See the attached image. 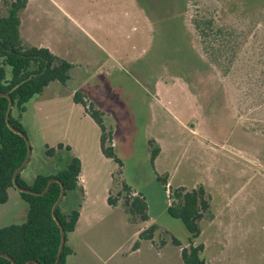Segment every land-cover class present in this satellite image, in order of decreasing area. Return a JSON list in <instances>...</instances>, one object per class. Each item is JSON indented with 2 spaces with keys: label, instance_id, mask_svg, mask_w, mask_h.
Returning <instances> with one entry per match:
<instances>
[{
  "label": "rangeland",
  "instance_id": "374dc122",
  "mask_svg": "<svg viewBox=\"0 0 264 264\" xmlns=\"http://www.w3.org/2000/svg\"><path fill=\"white\" fill-rule=\"evenodd\" d=\"M14 1L0 0V18ZM18 17L22 46L72 65L65 84L40 93L38 111L28 106L24 130L29 179L61 171L74 151L83 157L86 195L67 192L59 206L81 213L70 264H183L172 239L184 248L189 234L166 212L179 187L204 190L193 243L206 264H264V0H27ZM76 91L104 114L122 167L101 155ZM123 183L144 197L148 221L129 220ZM11 192L0 226L25 221ZM151 225L153 239L134 250Z\"/></svg>",
  "mask_w": 264,
  "mask_h": 264
},
{
  "label": "trees",
  "instance_id": "16d2710c",
  "mask_svg": "<svg viewBox=\"0 0 264 264\" xmlns=\"http://www.w3.org/2000/svg\"><path fill=\"white\" fill-rule=\"evenodd\" d=\"M27 0H15L8 11V15L0 18V94H8L13 102L9 123L18 131L26 134L20 121V114L25 105L35 95L40 94L51 82L65 84L69 80V71L72 65L67 61L53 55L47 48L24 47L21 45L18 27L20 24L18 13L25 8ZM6 68L9 72L7 73ZM35 68L31 72V69ZM73 101L84 108L85 113L94 121L100 131L99 147L102 155L113 160L119 167L122 162L117 157L113 146L111 130L104 123V114L95 109L80 92H75ZM8 107V99L0 97V204L6 203L8 190L14 189L12 177L14 172L22 165L27 155L25 140L12 132L6 124L5 116ZM16 108L19 116L14 117L12 111ZM108 145H107V144ZM150 143V142H149ZM61 148V146H59ZM68 151V148H66ZM52 149H46V155L51 156ZM158 155V149L150 151V161L153 165ZM80 174V161L72 157L66 167L50 176L38 175L33 182L26 184L20 174L17 176V184L25 189L42 192L47 183L52 179H58L66 192L78 188ZM167 178L157 177L166 190ZM122 190L128 194L131 200L125 199V213L129 220L133 216H139L141 221H148L147 206L141 194H135L125 183ZM22 201L28 207L26 220L19 224H11L0 227V254L9 256L15 264H25L30 260L38 264H53L56 260L60 245V230L52 218L51 210L60 194V184L54 182L44 195H32L18 192ZM135 194V195H133ZM167 214L179 220L189 234L188 246L182 248L175 238L172 244L179 247L183 264H206L201 257L203 245H194L200 229L198 221L208 208L205 193L202 188L185 190L183 187L168 192ZM108 205L115 207L118 202L108 195ZM64 233L65 244L58 264H66L67 257L72 255V249L67 245V235L71 233L78 220V212L72 211L67 215L61 214L59 207L55 211ZM155 225H151L142 231L135 242L133 249H138L139 241H151ZM0 264H11L6 258L0 257ZM34 264V263H31Z\"/></svg>",
  "mask_w": 264,
  "mask_h": 264
},
{
  "label": "crops",
  "instance_id": "0c3cea01",
  "mask_svg": "<svg viewBox=\"0 0 264 264\" xmlns=\"http://www.w3.org/2000/svg\"><path fill=\"white\" fill-rule=\"evenodd\" d=\"M49 50V49H48ZM50 51V50H49ZM51 52V51H50ZM52 53V52H51ZM53 54V53H52ZM54 55V54H53ZM56 56V55H55ZM60 58V57H59ZM62 59V58H61ZM64 60V59H63ZM52 83V82H51ZM50 83V84H51ZM50 84L47 86V87H45L44 89H48L49 88V86H50ZM44 89H43V91H44ZM43 91L41 92V93H43ZM77 92V91H76ZM39 95L40 94H38V95H35L32 99H30V101H28L27 103H26V105H25V108H24V111L20 114V117H19V121H20V123H21V125H22V127H23V129L25 130L26 129V115H27V112H28V106L29 105H31V107L33 108V110L34 111H38L39 110V107H40V104H41V100L42 99H40V98H38L39 97ZM52 101H53V103H54V101H55V99H52ZM75 105H78V104H76V103H74ZM34 106V107H33ZM19 116V113L17 112V114L14 116V117H18ZM98 127V126H97ZM99 129V128H98ZM99 136H100V131H99ZM66 148H68V152L70 153L72 150H74V147L72 146V145H67V147ZM99 150H100V147H99ZM100 153H101V151H100ZM70 155H72L71 153H70ZM101 155H102V153H101ZM103 156V155H102ZM72 157H74V158H77L79 161H80V174H79V177H78V188L76 189V190H74V191H70L69 193H75V192H77V191H84V194L86 195V191H85V181H84V179H83V169H84V161H83V157H82V155L81 154H79V153H75V151H74V155H72ZM71 157V158H72ZM104 157V156H103ZM105 158V157H104ZM107 159V158H106ZM68 162L69 161H67V163H65V167H66V165L68 164ZM29 163V162H28ZM28 165V164H27ZM27 165L22 169V171L19 173L20 174V177L22 178V180L25 182V183H27V184H31L32 182H33V180L38 176H35V177H31V179H29V177L27 176V175H24V171H25V169H26V167H27ZM64 167V168H65ZM63 170V169H62ZM58 173V172H57ZM56 173H51V174H49V175H45V176H50V175H55ZM13 190H15V189H9L8 190V199H7V201H6V203H4V204H0V205H3V206H5V205H7V203L10 201V199H12L13 198V194H12V192L11 191H13ZM16 191V190H15ZM19 194V193H18ZM84 194H83V196H84ZM108 195H109V191H108ZM20 197V196H19ZM107 198H108V196H107ZM21 199V198H20ZM66 199H68V200H71V196H67V192H66V195L62 198V200H61V202H60V204H59V206L63 203V201L64 200H66ZM22 200V199H21ZM107 200V199H106ZM25 203V202H24ZM26 204V203H25ZM58 206V207H59ZM110 206V205H109ZM27 209H28V207H22V211H23V216H22V218L23 219H25L26 220V216H27ZM63 215H67L68 213H62ZM80 219H81V213H79V216H78V220H77V222H76V225H75V228H74V230L71 232V233H69L68 235H67V245L72 249V251H73V253H72V255H70L69 257H67V261H66V264H70L72 261H73V259L77 256V252H78V249H79V245H78V243H77V235H78V225H79V223H80ZM7 226V225H6ZM6 226H0V227H6ZM9 226V225H8ZM83 241V240H82ZM84 244H85V242H83ZM137 250V249H136Z\"/></svg>",
  "mask_w": 264,
  "mask_h": 264
},
{
  "label": "water",
  "instance_id": "95a60500",
  "mask_svg": "<svg viewBox=\"0 0 264 264\" xmlns=\"http://www.w3.org/2000/svg\"><path fill=\"white\" fill-rule=\"evenodd\" d=\"M0 97H6L8 99V107H7V111H6V116H5V120H6V124H7V127L14 133L18 134L20 137H22L25 142H26V145H27V155H26V158L24 160V162L22 163V165L14 172L13 174V177H12V184H13V188L17 191V192H22V193H28V194H32V195H44L50 188V185L54 182H57L60 184V194H59V197L58 199L56 200L55 204L53 205L52 207V210H51V214H52V218L53 220L55 221V223L57 224V226L59 227V230H60V245H59V248H58V252H57V256H56V260L53 264H58L59 263V260H60V257H61V253H62V250H63V247H64V244H65V233H64V230L58 220V218L56 217V214H55V211L57 209V207L59 206L62 198L65 196V190H64V187L63 185L60 183V181L58 179H52L50 180L45 189L42 191V192H34V191H31V190H28V189H25V188H22L20 187L18 184H17V176L18 174L22 171V169L28 164L29 162V159H30V145H29V142H28V139L26 137L25 134H23L22 132L16 130L10 123H9V117H10V113H11V109H12V106H13V102L10 98V96L8 94H4V93H1L0 94ZM0 257H3V258H6L7 260L10 261L11 264H15L14 261L7 255L5 254H0ZM31 263H34V264H38L36 261L34 260H30L28 262H26L25 264H31Z\"/></svg>",
  "mask_w": 264,
  "mask_h": 264
}]
</instances>
